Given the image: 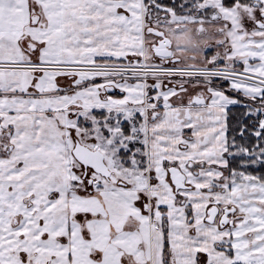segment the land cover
Instances as JSON below:
<instances>
[{
	"label": "snow or ice",
	"instance_id": "1",
	"mask_svg": "<svg viewBox=\"0 0 264 264\" xmlns=\"http://www.w3.org/2000/svg\"><path fill=\"white\" fill-rule=\"evenodd\" d=\"M0 264H264V0H0Z\"/></svg>",
	"mask_w": 264,
	"mask_h": 264
}]
</instances>
